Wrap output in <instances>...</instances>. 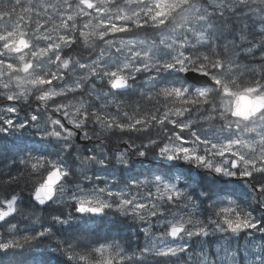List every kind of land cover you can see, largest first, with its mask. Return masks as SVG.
<instances>
[{"label": "snow or ice", "instance_id": "obj_1", "mask_svg": "<svg viewBox=\"0 0 264 264\" xmlns=\"http://www.w3.org/2000/svg\"><path fill=\"white\" fill-rule=\"evenodd\" d=\"M0 264H264V0H0Z\"/></svg>", "mask_w": 264, "mask_h": 264}, {"label": "trees", "instance_id": "obj_2", "mask_svg": "<svg viewBox=\"0 0 264 264\" xmlns=\"http://www.w3.org/2000/svg\"><path fill=\"white\" fill-rule=\"evenodd\" d=\"M29 187H31V185H29Z\"/></svg>", "mask_w": 264, "mask_h": 264}]
</instances>
